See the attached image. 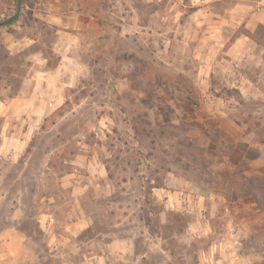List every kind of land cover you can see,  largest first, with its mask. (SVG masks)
<instances>
[{"label":"rangeland","instance_id":"1","mask_svg":"<svg viewBox=\"0 0 264 264\" xmlns=\"http://www.w3.org/2000/svg\"><path fill=\"white\" fill-rule=\"evenodd\" d=\"M17 2L0 0V101L48 72L58 104L30 128L26 124L31 138L17 162L0 161V264H202L210 238L193 235L194 215L178 210L163 191L179 154L189 155L188 168L197 165L189 146L176 141L182 130L163 103L192 100V77L164 54L159 59L152 44H142L140 28L133 43L113 44L107 28L95 48L82 43L65 53L72 44L67 36L35 19L23 2L19 17L7 23ZM142 7L135 0L139 22ZM259 77L264 84V68ZM225 94L234 113L247 114L250 126L259 128L253 113L264 118V108L243 103L230 90ZM155 111L171 122L157 125ZM7 133L0 119V145ZM211 211L220 232L225 209L215 205ZM84 219L83 231L68 232ZM13 228L25 240L3 235ZM260 242L258 248L247 241L244 253L253 261L264 259V238Z\"/></svg>","mask_w":264,"mask_h":264},{"label":"crops","instance_id":"2","mask_svg":"<svg viewBox=\"0 0 264 264\" xmlns=\"http://www.w3.org/2000/svg\"><path fill=\"white\" fill-rule=\"evenodd\" d=\"M22 2L35 19L67 36L72 44L65 53L79 50L82 43L95 48L107 28L113 31V44L133 43L134 31L140 28L142 44H152L161 53L159 59L164 54L181 74L192 77V100L163 103L174 112L172 123L182 130L176 141L189 146L190 162L197 165L188 168L189 155L179 154L181 161L168 171L164 194L178 210L189 201L191 233L210 238L202 264H264L260 256L253 261L244 253L248 240L262 246L264 211L251 197L236 193L232 184L240 167L246 177L264 178V118L254 112L261 125L252 128L250 116L236 115L233 99L225 94L230 90L243 103L264 108L259 77L264 68V0H141L145 14L140 22L133 15L135 0ZM43 75H48L46 86ZM51 78V73H36L15 98L0 101V119L8 128L0 145L1 162H17L23 156L31 138L26 124L30 128L46 108L58 104ZM154 117L159 126L171 122L162 111H155ZM215 205L225 209L220 232L211 211ZM78 223L69 225L70 234L88 226L85 219ZM13 229L3 235L25 240L24 232Z\"/></svg>","mask_w":264,"mask_h":264},{"label":"trees","instance_id":"3","mask_svg":"<svg viewBox=\"0 0 264 264\" xmlns=\"http://www.w3.org/2000/svg\"><path fill=\"white\" fill-rule=\"evenodd\" d=\"M232 184L236 193L243 197H251L257 206L264 211V178L246 177L243 167H240L232 178Z\"/></svg>","mask_w":264,"mask_h":264},{"label":"water","instance_id":"4","mask_svg":"<svg viewBox=\"0 0 264 264\" xmlns=\"http://www.w3.org/2000/svg\"><path fill=\"white\" fill-rule=\"evenodd\" d=\"M21 7H22V0H18V2H17V13L14 17H12L9 21H7V23L12 22L19 17V15L21 13Z\"/></svg>","mask_w":264,"mask_h":264},{"label":"built area","instance_id":"5","mask_svg":"<svg viewBox=\"0 0 264 264\" xmlns=\"http://www.w3.org/2000/svg\"><path fill=\"white\" fill-rule=\"evenodd\" d=\"M183 207V210H184V212H187L188 214H190L191 212H190V205H189V201H185V204L183 203V205H182Z\"/></svg>","mask_w":264,"mask_h":264}]
</instances>
